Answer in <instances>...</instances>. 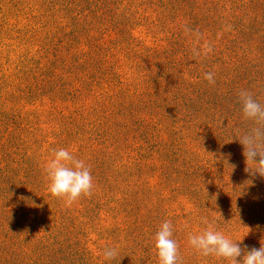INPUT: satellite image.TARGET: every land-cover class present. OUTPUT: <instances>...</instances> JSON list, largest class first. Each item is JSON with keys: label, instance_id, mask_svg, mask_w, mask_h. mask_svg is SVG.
<instances>
[{"label": "rangeland", "instance_id": "1", "mask_svg": "<svg viewBox=\"0 0 264 264\" xmlns=\"http://www.w3.org/2000/svg\"><path fill=\"white\" fill-rule=\"evenodd\" d=\"M262 65L264 0H0V264H158L165 220L181 264H228L189 245L203 217L260 248L264 178L230 111L264 102ZM59 148L93 177L71 206L48 191Z\"/></svg>", "mask_w": 264, "mask_h": 264}, {"label": "clouds", "instance_id": "2", "mask_svg": "<svg viewBox=\"0 0 264 264\" xmlns=\"http://www.w3.org/2000/svg\"><path fill=\"white\" fill-rule=\"evenodd\" d=\"M204 79L210 84L215 83L212 72L205 73ZM239 102L243 119L252 123V127L237 139L244 148L245 170L250 175L264 178V105L246 90L239 93ZM44 170L49 193L62 199L66 206H71L82 196H91L94 183L90 166L84 160L77 159L68 149L54 150ZM202 223L207 225L206 229L198 235L188 237L189 245L201 257H213L227 261L228 264H264V239L260 241V248L245 250L240 247L242 241L233 242L222 231L215 230L207 217L202 218ZM173 233L172 222L165 220L154 236L158 264H181L179 245L173 238ZM242 252L243 258L239 259ZM116 255L117 250L113 248H106L103 252L105 260H112Z\"/></svg>", "mask_w": 264, "mask_h": 264}, {"label": "trees", "instance_id": "3", "mask_svg": "<svg viewBox=\"0 0 264 264\" xmlns=\"http://www.w3.org/2000/svg\"><path fill=\"white\" fill-rule=\"evenodd\" d=\"M142 60H146L145 58H143L142 56L141 57H139V61L140 62H138L137 63V65H136V68L137 69H140V70H142V74L144 75V76H147V74H146V72L145 71H143L144 69L142 68V67H145V65H144V62H142ZM263 66V70H262V72L264 73V65H262ZM233 70H234V68H233ZM237 69H235V71H236ZM238 71V70H237ZM240 77H241V81H245V80H247L246 78H245V74L244 73H242V72H240ZM236 76H239V73H237L236 74ZM232 83H234L235 82V80L234 81H231ZM236 83H238V81L236 82ZM216 85H218V86H220V83H217L216 82ZM225 87H226V85H223L222 84V87H221V89H225ZM249 88H250V86H249ZM168 91V90H167ZM171 91H175V90H171ZM223 92H221V94H222ZM227 93V96L229 95V94H231V92L230 91H226V92H224V94H226ZM263 101H264V99H263ZM262 105H264V102L263 103H261ZM231 113H233V114H235V115H238V114H240V115H238V116H240L241 118H243V116H242V110H236V109H232L231 111H230ZM246 122H248V121H246V120H244V122H242L243 124H246ZM250 127H252V123H251V126ZM233 129L236 131V133H238V135H240V133H239V131H238V125H234V127H233Z\"/></svg>", "mask_w": 264, "mask_h": 264}]
</instances>
